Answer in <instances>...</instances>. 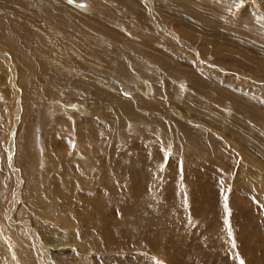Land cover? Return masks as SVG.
Instances as JSON below:
<instances>
[{
	"label": "rangeland",
	"instance_id": "rangeland-1",
	"mask_svg": "<svg viewBox=\"0 0 264 264\" xmlns=\"http://www.w3.org/2000/svg\"><path fill=\"white\" fill-rule=\"evenodd\" d=\"M102 259L264 264V0H0V264Z\"/></svg>",
	"mask_w": 264,
	"mask_h": 264
},
{
	"label": "bare ground",
	"instance_id": "bare-ground-1",
	"mask_svg": "<svg viewBox=\"0 0 264 264\" xmlns=\"http://www.w3.org/2000/svg\"><path fill=\"white\" fill-rule=\"evenodd\" d=\"M117 2H118V0H116ZM70 3H72V4H74V5H76V6H78V4H76L75 2H73V1H69ZM129 11L131 10L132 11V13H135L136 12V10H137V12L138 13H140V11H139V9H137V7H136V5H134V2H132V1H129ZM126 4V3H125ZM82 5H84L83 3H82ZM79 7H81V6H79ZM127 8V7H126ZM142 15V14H141ZM141 15L140 16H138V18H139V20H141V22H143V24L145 23L144 22V18L143 17H141ZM146 25H148L147 24V22L145 23ZM148 223H149V221H148ZM147 226V225H146ZM145 227V226H144ZM151 227H152V225H151ZM49 238H50V241H54V237H51V236H49ZM56 239V238H55ZM54 243V242H53ZM249 264H251L250 262H249Z\"/></svg>",
	"mask_w": 264,
	"mask_h": 264
},
{
	"label": "crops",
	"instance_id": "crops-1",
	"mask_svg": "<svg viewBox=\"0 0 264 264\" xmlns=\"http://www.w3.org/2000/svg\"><path fill=\"white\" fill-rule=\"evenodd\" d=\"M122 96H124V97H126L125 95H123L122 94ZM65 140V139H64ZM67 145H68V147H67V149H68V151H72V148L73 147H75V143L74 142H67ZM78 157H81L79 154H78ZM76 169V168H75ZM100 174V173H99ZM118 189V188H117ZM119 189H121V188H119ZM76 233V232H75ZM67 248H69V247H67ZM72 247H70V250H71V252H68L69 253V255H71V256H77L78 254L76 253V251H75V249H71ZM68 250V249H67ZM93 254V253H92ZM92 254H91V256H92ZM95 259V258H94ZM104 259V258H103ZM103 259H102V264H104L105 262H103ZM106 261V260H105ZM89 262V264H91L92 263V261H88Z\"/></svg>",
	"mask_w": 264,
	"mask_h": 264
},
{
	"label": "snow or ice",
	"instance_id": "snow-or-ice-1",
	"mask_svg": "<svg viewBox=\"0 0 264 264\" xmlns=\"http://www.w3.org/2000/svg\"><path fill=\"white\" fill-rule=\"evenodd\" d=\"M240 2L242 3V0H240ZM239 6V5H238ZM241 264H243V261H241Z\"/></svg>",
	"mask_w": 264,
	"mask_h": 264
},
{
	"label": "water",
	"instance_id": "water-1",
	"mask_svg": "<svg viewBox=\"0 0 264 264\" xmlns=\"http://www.w3.org/2000/svg\"><path fill=\"white\" fill-rule=\"evenodd\" d=\"M78 6H83L82 3H79Z\"/></svg>",
	"mask_w": 264,
	"mask_h": 264
}]
</instances>
